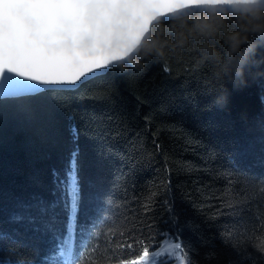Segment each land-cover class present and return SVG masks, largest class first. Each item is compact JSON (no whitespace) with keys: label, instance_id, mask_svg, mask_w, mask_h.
<instances>
[{"label":"trees","instance_id":"obj_1","mask_svg":"<svg viewBox=\"0 0 264 264\" xmlns=\"http://www.w3.org/2000/svg\"><path fill=\"white\" fill-rule=\"evenodd\" d=\"M256 61L222 107L158 64L116 68L76 91L0 98V234L16 233V258L51 264L67 234L65 173L77 149L81 264H116V243L134 240L153 252L179 242L191 264L252 250L264 236V49ZM37 198L57 205L54 230L10 222Z\"/></svg>","mask_w":264,"mask_h":264},{"label":"snow or ice","instance_id":"obj_2","mask_svg":"<svg viewBox=\"0 0 264 264\" xmlns=\"http://www.w3.org/2000/svg\"><path fill=\"white\" fill-rule=\"evenodd\" d=\"M172 3L174 0H0V97L76 91L114 71L119 59L115 42L148 12H166ZM72 131L76 136L77 130ZM78 155V149L72 152L65 173L67 234L57 239L51 264H81L73 252L81 200ZM19 207L22 211L11 215V223L40 224L54 230L58 215L55 203L37 198ZM0 241L4 242L0 244V264H24L16 258L15 232L0 234ZM114 251L120 253L112 256L116 264H191L179 242L153 252L144 240H134L116 243ZM154 256L167 259L158 262ZM230 264H264V236L252 250L237 253Z\"/></svg>","mask_w":264,"mask_h":264},{"label":"clouds","instance_id":"obj_3","mask_svg":"<svg viewBox=\"0 0 264 264\" xmlns=\"http://www.w3.org/2000/svg\"><path fill=\"white\" fill-rule=\"evenodd\" d=\"M114 47L120 72L167 66L222 107L228 86L244 83L264 49V0H174L166 12H148Z\"/></svg>","mask_w":264,"mask_h":264},{"label":"water","instance_id":"obj_4","mask_svg":"<svg viewBox=\"0 0 264 264\" xmlns=\"http://www.w3.org/2000/svg\"><path fill=\"white\" fill-rule=\"evenodd\" d=\"M8 75H12V74H8ZM19 79V78H18ZM41 87H46V86H41ZM0 98H5V97H0Z\"/></svg>","mask_w":264,"mask_h":264},{"label":"rangeland","instance_id":"obj_5","mask_svg":"<svg viewBox=\"0 0 264 264\" xmlns=\"http://www.w3.org/2000/svg\"><path fill=\"white\" fill-rule=\"evenodd\" d=\"M169 243H173V242L170 241V242H168V244H169Z\"/></svg>","mask_w":264,"mask_h":264}]
</instances>
